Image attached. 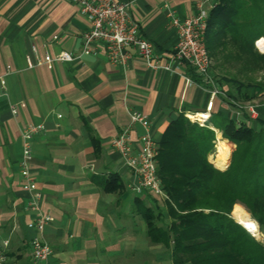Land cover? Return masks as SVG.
Segmentation results:
<instances>
[{
  "label": "crops",
  "instance_id": "0c3cea01",
  "mask_svg": "<svg viewBox=\"0 0 264 264\" xmlns=\"http://www.w3.org/2000/svg\"><path fill=\"white\" fill-rule=\"evenodd\" d=\"M122 1L131 2L142 36L155 44L156 68L136 54L126 64L113 63L101 49L82 55L89 22L72 0H0V251L6 264H144L139 249L146 241L152 245L144 197L130 189L135 177L111 140L131 125L135 110L149 117L157 142L180 115L206 112L212 87L188 63L173 60L179 33L171 23V16L196 14L205 0ZM63 51L74 60L39 64ZM218 86L211 120L255 126L229 102L231 87L225 81ZM259 115L264 119V108ZM210 123L218 138L221 130ZM30 124L45 127L32 139L31 173L41 212L51 217L43 233L54 251L47 263L32 255L37 233L28 225L38 213L29 206L32 194L23 188L19 167L22 131ZM142 133L132 126L135 145ZM154 249L145 264H163L162 245Z\"/></svg>",
  "mask_w": 264,
  "mask_h": 264
},
{
  "label": "trees",
  "instance_id": "16d2710c",
  "mask_svg": "<svg viewBox=\"0 0 264 264\" xmlns=\"http://www.w3.org/2000/svg\"><path fill=\"white\" fill-rule=\"evenodd\" d=\"M262 37L264 0H219L214 4L206 39L211 57H217V67L225 70L226 61H241L250 54V71H264V53L254 52L256 40ZM214 76L218 84L225 81L231 87L227 96L232 105L255 99L263 89L236 77ZM263 108L260 105L259 113ZM210 121L236 146L229 166L222 170L209 160L215 130L192 124L184 115L173 120L157 143L158 175L175 218L170 224H155L151 209L143 204L147 234L152 245L169 249L172 264H264V240L232 217L234 206L241 204L264 231V119L259 115L255 126L228 117L213 116ZM111 184L113 181L108 182L107 190L112 189Z\"/></svg>",
  "mask_w": 264,
  "mask_h": 264
},
{
  "label": "built area",
  "instance_id": "2783aa9c",
  "mask_svg": "<svg viewBox=\"0 0 264 264\" xmlns=\"http://www.w3.org/2000/svg\"><path fill=\"white\" fill-rule=\"evenodd\" d=\"M72 1L79 6L82 15L89 22V28L83 34L82 55L95 54L97 50L101 49L106 52L113 63L126 64L136 54L151 67H157V63L154 61L158 59L159 53L155 44L142 36L140 25L133 20L130 9L131 2L122 0ZM209 1L201 2L198 12L183 20L171 16V23L179 33V42L173 50V60L188 63L204 83L212 87L211 99L208 102L206 112L202 114L188 113L186 117L193 123L215 130L210 120L215 98L221 93V90L214 78L213 59L206 39L209 13L214 7V4ZM263 39L264 37L256 40V46L262 52L264 50L260 43ZM73 60L74 57L71 53L63 51L57 56L48 54L44 60H40L39 64H47L52 67L55 62H71ZM29 66H34L30 60ZM165 68L171 69V66L167 65ZM188 81L191 82L190 79ZM1 83L5 85L3 79ZM234 106L254 120L259 118L260 104L258 103L239 104L234 102ZM12 112L14 115L17 114L15 106L12 107ZM130 117L131 125L123 128L111 140L113 148L120 154L125 166L131 170L135 177V181L130 184V189L136 194L149 191L157 198L167 200L169 197L163 190L158 175L159 147L151 131L150 119L137 110L132 111ZM135 124L143 129V133L138 139V145H135L131 137L132 126ZM44 129L43 124H30L22 131L23 153L19 163L20 173L24 178L23 188L32 194L29 206L38 213V216L28 225L37 233L31 240V247L33 258L38 263H47L54 253L51 245L43 238V233L50 224L51 217L41 212L42 194L39 192L37 182L31 173L32 139ZM0 264H6L4 251H0Z\"/></svg>",
  "mask_w": 264,
  "mask_h": 264
},
{
  "label": "rangeland",
  "instance_id": "374dc122",
  "mask_svg": "<svg viewBox=\"0 0 264 264\" xmlns=\"http://www.w3.org/2000/svg\"><path fill=\"white\" fill-rule=\"evenodd\" d=\"M254 52L257 53V54H263L264 53L256 46V42H255ZM220 58L221 59L219 60V62L220 63L224 62V58L222 57L221 54H220ZM251 58H252V55L245 54L244 58H242L243 60H241V61L240 60H235V59H231L229 61H226L225 70H222L221 68L217 67V64H218L217 57L213 56V58H212L213 59V68H214L215 73L217 75H219V78H226L227 77L228 79H230V78L234 79V77H236V78H238V80L242 81L243 83H246V84L251 83L252 86L259 85L260 87H262L263 89L258 91V94H257L256 98L253 99V100H250L248 102L258 103V104L264 106V71L261 70V71H258V72H251L250 68L252 67V64H253L251 62V60H250ZM246 103H247V101H246ZM190 122L192 124H196V123H193L192 121H190ZM219 139L225 140L223 138L222 131H220L218 138H216L215 146L211 149V152H210V155H209V160L211 162H214L213 160L215 159V156H216V153H217V149H216L217 148V143L216 142ZM226 141H228V140H226ZM229 143H231V142H229ZM235 148H236V146L234 144H232V146H231V156H232V152H233V150ZM214 165H215L216 168L220 169V167H218L215 163H214ZM141 196L144 197V198L140 199V201L144 204V206L147 209H151V213L154 215L153 222L155 224H158V225L162 226L163 224H168V223L170 224L171 221L174 220L175 217L172 215V211L173 210L169 206V204L167 202L168 200H163V199H160V198H157V197L154 198L151 195H147L146 196V191L143 192L141 194ZM240 205L241 204H239V206ZM236 206H237V204L234 206V209L232 211V217L237 221V218H236ZM242 206L243 205H241V207ZM246 211L251 215V213L247 209H246ZM251 217L253 219H255L252 215H251ZM255 237L258 240L263 241L264 240V231L260 228V235L259 236H255ZM154 250H155L154 249V245H149V243L147 241H146V245L141 246V249H139V252H145V253H142L140 255L141 258L144 257L143 258V263L144 264L145 263H149V260H148V258L150 257L149 255ZM161 250H162L161 251L162 253L160 252L161 253L160 256L162 258L163 264H172L171 252L169 251V249H166L165 246H162ZM163 251H165L167 253H164Z\"/></svg>",
  "mask_w": 264,
  "mask_h": 264
},
{
  "label": "bare ground",
  "instance_id": "6f19581e",
  "mask_svg": "<svg viewBox=\"0 0 264 264\" xmlns=\"http://www.w3.org/2000/svg\"><path fill=\"white\" fill-rule=\"evenodd\" d=\"M260 46L264 49V39L260 43ZM231 146L232 144L226 140H218L217 153L215 159L213 160L218 167L226 168L228 166L231 158ZM236 218L237 222L241 223L244 228L248 229L254 236L260 235V226L258 222L253 219L243 207L239 205L236 206Z\"/></svg>",
  "mask_w": 264,
  "mask_h": 264
},
{
  "label": "water",
  "instance_id": "95a60500",
  "mask_svg": "<svg viewBox=\"0 0 264 264\" xmlns=\"http://www.w3.org/2000/svg\"><path fill=\"white\" fill-rule=\"evenodd\" d=\"M230 162H231V158H230ZM230 162H229V164H230ZM212 163L214 164V162H212ZM229 164H228V166H229ZM228 166H227V167H228ZM227 167H226V168H227ZM226 168H220V169L224 170V169H226ZM243 227H244V226H243ZM247 230H248V229H247ZM248 231H249V230H248ZM249 232H250V231H249Z\"/></svg>",
  "mask_w": 264,
  "mask_h": 264
}]
</instances>
